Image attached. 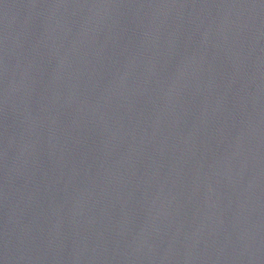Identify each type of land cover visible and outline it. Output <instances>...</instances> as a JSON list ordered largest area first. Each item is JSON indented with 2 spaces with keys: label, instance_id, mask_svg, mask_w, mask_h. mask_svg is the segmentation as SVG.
I'll return each instance as SVG.
<instances>
[{
  "label": "water",
  "instance_id": "95a60500",
  "mask_svg": "<svg viewBox=\"0 0 264 264\" xmlns=\"http://www.w3.org/2000/svg\"><path fill=\"white\" fill-rule=\"evenodd\" d=\"M0 264H264V0H0Z\"/></svg>",
  "mask_w": 264,
  "mask_h": 264
}]
</instances>
